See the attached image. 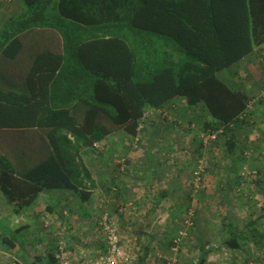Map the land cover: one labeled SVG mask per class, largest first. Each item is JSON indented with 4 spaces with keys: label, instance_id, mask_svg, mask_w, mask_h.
<instances>
[{
    "label": "trees",
    "instance_id": "16d2710c",
    "mask_svg": "<svg viewBox=\"0 0 264 264\" xmlns=\"http://www.w3.org/2000/svg\"><path fill=\"white\" fill-rule=\"evenodd\" d=\"M20 1V12L0 30V60L16 59L19 36L36 29L54 30L62 52L36 55L25 78L28 94L0 89V131L40 130L50 145L43 160L23 170L0 154V192L14 215L44 191L81 192L87 200L90 193L78 181L88 178L80 153L117 130L135 136L149 110L184 99L189 107L203 105L212 123L226 128L243 125L250 114L252 97L218 73L263 49L264 0H138L127 23L117 14L96 21L66 9L71 0ZM111 1L96 7L110 16L118 6ZM227 143L232 151L234 142ZM21 231L10 233L8 249L15 247L11 241L21 246L14 237ZM47 255V264H56Z\"/></svg>",
    "mask_w": 264,
    "mask_h": 264
},
{
    "label": "crops",
    "instance_id": "0c3cea01",
    "mask_svg": "<svg viewBox=\"0 0 264 264\" xmlns=\"http://www.w3.org/2000/svg\"><path fill=\"white\" fill-rule=\"evenodd\" d=\"M21 5L20 0H0V30L20 12ZM31 32L32 36L28 34ZM31 32L19 36L22 49L16 59L0 60V89L3 91L28 94L25 78L36 55L48 51L43 50V46L49 45L53 53L62 52L61 38L54 30L36 29ZM29 51L32 53L28 54ZM263 58L264 46L260 52L253 51L229 70L218 73L221 81L227 85L236 84L238 89L252 97L249 118L250 124H255L248 129L252 132L262 129V136L264 99L258 93L264 90V64L255 62H264ZM237 65L242 66L239 70L249 68L252 73L246 74V79L245 76L234 79ZM161 112V116L155 113L148 120H140L135 136L117 130L94 148L80 153L88 173V178L82 179V189L90 193L85 201L79 197V192L50 190L49 193L53 192L48 196L54 202L45 206V211H48L45 215L42 211L32 214L23 211L14 215L12 207L0 192V264H33L36 260V264H47V253L54 255L53 241L45 242L46 237L30 231L31 226L32 229L35 227L33 222H41L46 215L57 217L58 222L65 221V226H73V230L68 231L71 226L67 229L66 236L75 244V251L98 253L103 251V242L97 223L104 212L109 213L117 219L123 247L132 255L131 264H167L168 261L171 264H200L201 259V264H220L216 260L223 259L224 262L230 258L235 262L236 258L239 261L244 255L250 258L256 245L260 251L264 250V234H259V225L250 226V222L256 218L249 210V205L255 203L254 199L250 201L248 197H242L245 201L244 204L241 200L243 206L230 195L239 177L234 170V162L227 167V171H217L218 176L208 172L204 192H194L191 188L197 154L204 153L205 156L208 153L209 166L215 172L220 165L216 155L217 143H212L205 150L200 148L198 142L197 130H207L210 127L206 123L211 121L203 105L189 107L184 99H176ZM246 126H242L240 131L244 132ZM250 131L247 130L245 134L249 139H254ZM12 133L21 135L26 143L35 139L36 148L43 146L44 149L48 146L47 133L40 130L0 131V154L7 156L20 170L26 169L28 158H21L23 154L12 149L11 144L5 141L7 134L10 137ZM236 152L235 148L232 151L227 149V153L234 154L233 158L237 159L239 156ZM49 153L50 150H47L42 156ZM29 155L31 159L33 156L31 153ZM35 158H39L35 163L42 160L37 154ZM123 159L127 162V168L123 165L121 168L125 171L120 172L118 161ZM113 188H117L115 193L112 192ZM123 204L127 205V210L117 213L116 208ZM262 206L258 215L262 217L258 220L264 218V204ZM63 207L68 210H62ZM190 211L193 212L191 218L188 216ZM188 219L189 224H186ZM19 228H22L20 234L29 240L26 237L21 246L11 241L15 247L8 249L10 233ZM71 232L78 234L72 235ZM179 232L183 235L177 250L173 251V241ZM33 242L40 244L33 245ZM227 242L236 244L235 248H230Z\"/></svg>",
    "mask_w": 264,
    "mask_h": 264
},
{
    "label": "rangeland",
    "instance_id": "374dc122",
    "mask_svg": "<svg viewBox=\"0 0 264 264\" xmlns=\"http://www.w3.org/2000/svg\"><path fill=\"white\" fill-rule=\"evenodd\" d=\"M118 4V6L116 8L111 9L112 13L109 16V12L107 10H100L98 9V7H96L98 4H96L97 2L100 3L101 0H94V1H89V0H71L67 5H66V9H77L78 11H82L84 13H86L88 16L90 14V17L94 18L96 21L99 17H102V19H111L110 21L114 20V15L117 14V16H119L121 18V21L123 23H127L130 21L134 11L140 6V2L138 0H115ZM110 2H112L110 0ZM64 10V8H63ZM63 13V11H61ZM60 13V11H59ZM106 17V18H105ZM30 36L33 35V33H28ZM27 39L30 40V38L28 36H25ZM50 51V47L49 45H44L43 46V50H47ZM36 50V49H35ZM30 52L32 53V51H29L28 54H30ZM29 57L30 56H26ZM264 60V58H263ZM262 60V61H263ZM247 63V62H246ZM245 63V65H246ZM256 64H264V62H255ZM238 67L236 69H234V79L238 80L240 78H243L246 74H249L251 72V69H244V70H239V67L241 68L242 66L237 65ZM252 73V72H251ZM250 75V74H249ZM232 79L233 77L230 76ZM233 79V80H234ZM230 80V79H229ZM262 92V91H261ZM259 91V97L263 95V93H261ZM249 110L251 111V107H249ZM250 114L246 113L244 114V117L242 118V120H244V124L242 125L241 123L239 124H233L231 127L229 128H222L223 125H215L214 123H212V121L207 122L206 124L208 126H210V128H206L207 130H204L202 132L208 131V130H213V129H220L222 128L223 133L219 136V138L214 142L217 143L218 147H216L217 149V153L216 155L218 156V160L220 162L219 168L216 169L217 171H222L225 172L227 171V167H229L231 165L232 162L233 166L235 167L234 170H236L238 172L239 177L236 178L234 186L232 191H230V195L232 197V199L235 200H239L240 204H245V201L242 200V197L246 198L248 197L250 199V201H252V199H254V204H250L249 206H251L249 208V210H251L255 215L256 218H258L259 213H261V210L263 208V204H264V136H262L261 134V130H255V131H250L248 129V127H252L253 128V124H255V122L253 124H250V118H249ZM161 116V115H160ZM211 120V119H210ZM245 131L242 132L240 131V128H243L242 126H245ZM200 130V129H199ZM199 130H197V132H199ZM250 131L253 133L254 139H249V137L245 134L246 132ZM198 136V140H199V134L197 133ZM234 139V140H233ZM228 140H233V142L235 143L236 147L235 150L236 155H238L239 157L233 158L234 154H229L227 153V141ZM6 142H9L11 144L12 149H14L15 151L19 152L21 155V158H28V161L26 163V165L28 166L27 168H31L33 167V165L37 164L35 163V161H37V159L39 158H35V155H39L42 157V160L48 155L46 156H42L44 155L47 150H50V145L47 141V148H43V146H40V148H36V143L37 141L34 139V142H27L26 140L22 139L21 135H17V133H12L9 137V135L7 134L6 138H5ZM199 142V141H198ZM200 145V143H199ZM97 146V145H96ZM201 146V145H200ZM201 148V147H200ZM205 150L207 148H204ZM187 151V150H186ZM31 153V156H33L31 159H29L28 156H30L29 154ZM39 153V154H38ZM203 157L206 160V165H207V174L208 172L214 173V176H218V172L216 173L214 170H211L210 166H209V160H210V156L207 153V155ZM198 155V154H197ZM237 160V161H234ZM41 161V160H40ZM35 163V164H34ZM121 165H120V164ZM25 165V167H26ZM118 165L120 166V168L123 165H127V162L124 161V159L122 161H118ZM18 169L19 167L17 165H15ZM216 167V166H214ZM127 168V166H126ZM195 168V166H194ZM224 170V171H223ZM77 171V172H76ZM76 171H74V178L76 179L77 174L78 176L80 175V173L78 172V168L76 167ZM125 171V169H124ZM122 171V172H124ZM121 172V171H120ZM243 177V178H242ZM85 180V179H84ZM79 182H81V184H84V181L82 180V178L78 179ZM206 181V180H205ZM237 182V184H236ZM207 185V184H206ZM117 190V188H113L112 192L115 193ZM206 189H204L205 191ZM253 190V191H252ZM50 191V190H49ZM49 191H45L43 193H41L37 200L32 204V206H30L29 208H26L24 211L25 212H29V214H32L33 212H38V211H42V214H46L45 211V206L50 205L54 202V200L52 201V198H49V194L53 191H51L49 193ZM202 191V192H204ZM81 192H79L80 195ZM51 200V201H50ZM69 202H71L70 199H68ZM243 203H242V201ZM50 201V202H49ZM56 202V201H55ZM243 204V206H244ZM68 206V205H66ZM252 208V209H251ZM62 210H68L65 207L62 208ZM247 210V209H246ZM112 214V213H111ZM252 214L251 217L254 215ZM67 215V214H66ZM114 218V216H112ZM48 219L50 222V226H48V230L46 228H41V222L39 221H35L33 222V224L35 225L34 228H36V226H38L37 229H32V226L30 227V231L35 232L34 234H37L39 236H43L46 237L45 242H48V240L53 241V238L50 237L55 231H62V233L64 235L67 234L68 231L73 230V226L69 225V226H65L64 222L65 221H60L58 222L57 217L55 218H51L48 215L44 216L42 218V220H46ZM256 226H258V231L259 234L262 235L264 234V218L261 220H257V223H255ZM71 226V227H70ZM70 227V228H69ZM69 228V230L67 231V229ZM51 235H50V232ZM100 232V231H99ZM72 235L75 234L77 235L78 233H73L71 232ZM14 237L16 238V240L18 241V243L21 244V242H24V240L26 239L27 236H25L24 234H19L17 236L14 235ZM89 238V237H87ZM27 239L29 240V238L27 237ZM262 240V239H261ZM33 245H39L40 243H36L33 242ZM22 245V244H21ZM132 245V244H131ZM264 246V244H263ZM39 247V246H38ZM259 247L256 245L255 249H252L251 253L252 256L250 258H247L245 255L240 258L239 261H236L237 258L235 259V262H233L234 260L227 258L224 262L223 259H218L216 260V263L221 262L220 264H247L249 262H253V263H258V264H264V250L263 253L262 251H260V249H258ZM54 252V251H53ZM48 254V253H47ZM132 256V255H131ZM166 264V263H165Z\"/></svg>",
    "mask_w": 264,
    "mask_h": 264
},
{
    "label": "built area",
    "instance_id": "2783aa9c",
    "mask_svg": "<svg viewBox=\"0 0 264 264\" xmlns=\"http://www.w3.org/2000/svg\"><path fill=\"white\" fill-rule=\"evenodd\" d=\"M155 113L160 115L162 112L161 110H149L143 114L141 121L148 120ZM231 126L232 125L229 127ZM222 128L224 129L225 126ZM222 128L208 130L205 132L199 130L198 134L199 143L201 145L200 147L209 148V146L223 133ZM191 129L194 130L195 128ZM195 159V168L192 173L191 188L194 192H199L206 188L205 180L207 175V165L202 154H198ZM122 171L123 168H121V172ZM125 209H127V205L125 208L122 207V205L117 207L119 213H124L126 211ZM188 216L191 218L193 216V212L190 211ZM185 223L189 224V219ZM48 226H50L49 220H43L42 227L48 230ZM97 229L102 233L103 242V251L98 253L75 251V244L72 243L67 236L62 233V231H55L52 234V238L56 264H131L132 257L123 247V240L120 234V227L117 219L113 218L109 213L104 212L97 223ZM182 235L183 233L179 232L178 237L174 239L173 251L177 250ZM167 264L171 263L168 261ZM247 264L258 263L249 262Z\"/></svg>",
    "mask_w": 264,
    "mask_h": 264
}]
</instances>
